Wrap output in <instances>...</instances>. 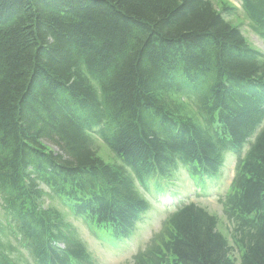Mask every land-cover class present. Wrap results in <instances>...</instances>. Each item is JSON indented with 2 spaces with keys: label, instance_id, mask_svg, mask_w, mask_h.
I'll return each instance as SVG.
<instances>
[{
  "label": "trees",
  "instance_id": "16d2710c",
  "mask_svg": "<svg viewBox=\"0 0 264 264\" xmlns=\"http://www.w3.org/2000/svg\"><path fill=\"white\" fill-rule=\"evenodd\" d=\"M240 1L264 38V0ZM226 4L0 0V264H21L18 237L36 264H96L46 194L123 243L150 207L137 180L182 169L206 190L226 150L239 155L221 200L235 246L182 203L129 264H264V53Z\"/></svg>",
  "mask_w": 264,
  "mask_h": 264
},
{
  "label": "rangeland",
  "instance_id": "374dc122",
  "mask_svg": "<svg viewBox=\"0 0 264 264\" xmlns=\"http://www.w3.org/2000/svg\"><path fill=\"white\" fill-rule=\"evenodd\" d=\"M216 6L219 4L229 3L235 9L234 14L226 15L229 21L239 26L245 37L250 41V44L264 53V39L259 37L254 28H251L250 19L245 13L240 0H212ZM226 4V5H227ZM253 140V137L250 139ZM95 149L98 156H100L106 163L114 166L121 164V160L114 154V152L103 142L98 136H94ZM249 143L245 145L244 150L247 151ZM52 152L58 151L56 147H51ZM225 164L221 169L218 180L214 183L208 182V188L201 190L196 183L187 174L186 170L179 172L173 184L165 182L159 184L158 187L149 191L143 189L140 185L138 189L144 195L151 205V209L143 216V219L137 224V229L132 238L127 240L124 244H117L121 241L112 240V236L103 232L101 235L105 239L97 238L85 225L82 219L76 218L70 214L66 208L56 197L48 196L46 194L43 200L44 208H57L66 217L67 221L76 229L77 236L84 242L88 251L92 253L97 261V264H129L132 262V257L139 249L143 248L149 242L154 233H157L162 228V222L167 217L168 213L173 211L175 206L180 201H192L200 206L207 208L209 212L216 215L219 220V230L222 231L230 240V243L235 246L232 238L233 226L226 218L220 198L227 191L229 184L235 176L236 155L230 150L223 153ZM133 174L132 170L129 169ZM151 185L154 180H150ZM43 190H46L43 187ZM162 195V196H158ZM175 203L172 207L171 205ZM29 206V204L27 205ZM170 207V208H169ZM0 218L3 220V215L0 210ZM4 222V221H3ZM8 234V232L6 231ZM6 236V234H5ZM7 237V236H6ZM108 240V241H106ZM14 247L17 253L13 257L21 264H32L30 257L23 249H20L14 242ZM120 246V247H118ZM144 249V248H143ZM232 256L238 260L234 254Z\"/></svg>",
  "mask_w": 264,
  "mask_h": 264
},
{
  "label": "bare ground",
  "instance_id": "6f19581e",
  "mask_svg": "<svg viewBox=\"0 0 264 264\" xmlns=\"http://www.w3.org/2000/svg\"><path fill=\"white\" fill-rule=\"evenodd\" d=\"M262 39H264L263 37H262ZM96 136H98V135H96ZM99 137V136H98ZM100 138V137H99ZM101 139V138H100ZM101 141H103L102 139H101ZM104 142V141H103ZM105 143V142H104ZM106 144V143H105ZM107 145V144H106ZM108 146V145H107ZM109 147V146H108ZM110 148V147H109ZM111 149V148H110ZM112 150V149H111ZM113 151V150H112ZM115 154V153H114ZM116 155V154H115ZM117 156V155H116ZM118 157V156H117ZM119 158V157H118ZM120 159V158H119ZM122 162V161H121ZM236 163H237V161H236ZM121 164H123V163H121ZM121 164H115V165H121ZM235 166H236V164H235ZM182 171H184V170H180V172H182ZM236 171V170H235ZM128 172L130 173V171L128 170ZM133 177H134V174H132V173H130ZM141 186L143 189H147L148 190V188H149V185L148 186H146V185H144V184H141V183H139V182H136V187H137V190H138V192H139V194L142 196V197H144L147 201H148V203H149V200L144 196V195H142V193L140 192V190L138 189V186ZM159 186V183H158V181H155L154 180V183H152V187L153 188H156V187H158ZM229 191V189H227V191L222 195V197L220 198L221 200H223L222 198L223 197H225V195L227 194V192ZM182 203H187V202H185V201H180L176 206H175V208L173 209V211H171V212H169L168 213V215H167V217L163 220V222H162V227H163V224H164V222L166 221V219L168 218V216L170 215V214H172L173 212H175L177 209H178V207L179 206H181L182 205ZM195 203V202H194ZM175 203H173L172 205H171V207L174 205ZM197 204V203H196ZM149 205H150V203H149ZM170 208V207H169ZM151 209V205H150V207L148 208V210L145 212V214L144 215H146L147 214V212L149 211ZM207 209V208H206ZM143 215V216H144ZM143 219V217L141 218V220ZM140 220V221H141ZM232 225V224H231ZM162 229V228H161ZM159 232V231H158ZM157 232V233H158ZM157 233H154L153 234V236L154 235H156ZM153 236L151 237V239L153 238ZM150 241V240H149ZM125 242H123V243H117V244H119V245H121V244H124ZM147 244H145V246H146ZM145 246L143 247V248H145ZM118 247H120V246H118ZM143 248H141V249H139V251L140 250H142ZM138 252V251H137ZM137 252L135 253V255L137 254ZM134 257V256H133ZM133 257H132V261H133Z\"/></svg>",
  "mask_w": 264,
  "mask_h": 264
}]
</instances>
